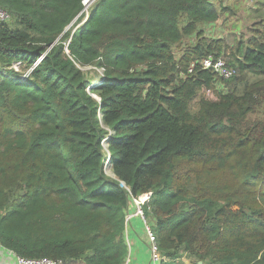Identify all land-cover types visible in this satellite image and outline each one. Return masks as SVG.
I'll return each mask as SVG.
<instances>
[{
  "label": "trees",
  "instance_id": "trees-1",
  "mask_svg": "<svg viewBox=\"0 0 264 264\" xmlns=\"http://www.w3.org/2000/svg\"><path fill=\"white\" fill-rule=\"evenodd\" d=\"M85 1L0 0V246L126 264L150 192L158 264H264V16L227 46L221 1Z\"/></svg>",
  "mask_w": 264,
  "mask_h": 264
},
{
  "label": "rangeland",
  "instance_id": "rangeland-1",
  "mask_svg": "<svg viewBox=\"0 0 264 264\" xmlns=\"http://www.w3.org/2000/svg\"><path fill=\"white\" fill-rule=\"evenodd\" d=\"M92 1V0H91ZM87 3L84 10L93 2ZM221 1V4L226 7L225 11L221 12V18L215 24H211L207 27H202L205 30V34H212L216 38L223 39L227 46H232L236 39L247 37V29L261 16H264V0H215ZM72 25L71 27H73ZM70 28V27H68ZM67 28V29H68ZM249 31V30H248ZM85 72L86 79L89 82L88 88L97 86L102 79V70L93 66H85L81 68ZM87 88V90H88ZM206 97L209 99H215L214 92H206ZM196 100L191 103V107L194 108ZM105 148V143L103 144ZM106 153V151H105ZM107 154V153H106ZM108 156V155H106ZM108 159V158H107ZM106 159V161H107ZM105 161V162H106ZM103 165L104 173L113 177L106 172L109 165ZM110 169V167H109ZM111 170V169H110ZM144 232V230H143ZM185 264H193L190 259L183 258ZM201 264V263H199Z\"/></svg>",
  "mask_w": 264,
  "mask_h": 264
},
{
  "label": "built area",
  "instance_id": "built-area-1",
  "mask_svg": "<svg viewBox=\"0 0 264 264\" xmlns=\"http://www.w3.org/2000/svg\"><path fill=\"white\" fill-rule=\"evenodd\" d=\"M7 18H8V14L4 10L0 9V22L6 20ZM199 65L203 69H210L213 73H215L221 79H229L235 72L234 69L226 66L225 60L223 58H218L216 60H213L211 57H206L199 61ZM192 66L193 65H191V67L189 68V71H191L190 69L192 68ZM150 194L151 193L148 192V193L140 195L137 198L132 199L135 210L133 213H128L125 215V221L126 223H128L132 216L139 217L142 223L145 237L147 240V244L149 247L151 264H158L160 260V256L157 252V245L155 242V237L152 231L150 230L147 224V220L144 217L143 212L141 210V205L146 200H148V198L150 197ZM127 243L129 244L128 240H127ZM13 256H14L15 264H66L65 262L61 260H55V259H49V258L28 259V258H24L21 256H17L15 254H13Z\"/></svg>",
  "mask_w": 264,
  "mask_h": 264
},
{
  "label": "crops",
  "instance_id": "crops-1",
  "mask_svg": "<svg viewBox=\"0 0 264 264\" xmlns=\"http://www.w3.org/2000/svg\"><path fill=\"white\" fill-rule=\"evenodd\" d=\"M127 240L129 259L126 264H151L149 247L140 219L132 216ZM0 264H15L13 253L0 246Z\"/></svg>",
  "mask_w": 264,
  "mask_h": 264
},
{
  "label": "water",
  "instance_id": "water-1",
  "mask_svg": "<svg viewBox=\"0 0 264 264\" xmlns=\"http://www.w3.org/2000/svg\"><path fill=\"white\" fill-rule=\"evenodd\" d=\"M90 1H91V0H86V1L84 2V7H85V5H87V3H89ZM92 1H93V0H92ZM92 1H91V2H92ZM104 143H105V146H106L107 142H106V141H104V142H103V144H104ZM106 162H108V163H109V165H111V164H110V162H109V159H107V161H106ZM104 163H105V162H104Z\"/></svg>",
  "mask_w": 264,
  "mask_h": 264
},
{
  "label": "bare ground",
  "instance_id": "bare-ground-1",
  "mask_svg": "<svg viewBox=\"0 0 264 264\" xmlns=\"http://www.w3.org/2000/svg\"><path fill=\"white\" fill-rule=\"evenodd\" d=\"M104 165L107 166V165H109V163H108V162H105ZM105 166H104V167H105Z\"/></svg>",
  "mask_w": 264,
  "mask_h": 264
}]
</instances>
